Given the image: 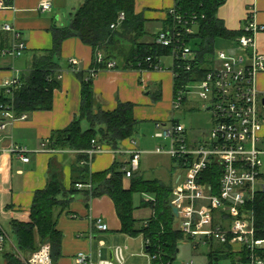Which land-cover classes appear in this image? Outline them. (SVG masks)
Instances as JSON below:
<instances>
[{
    "label": "crops",
    "instance_id": "1",
    "mask_svg": "<svg viewBox=\"0 0 264 264\" xmlns=\"http://www.w3.org/2000/svg\"><path fill=\"white\" fill-rule=\"evenodd\" d=\"M43 2H51V13H39L38 7ZM82 3L83 0H11L8 8L5 6L6 2L0 0V40L6 38L8 46H11L13 42L11 34L2 30L4 24H9L19 33V40L25 45V51L20 57L0 58V84L3 80L14 76L15 72L19 73L20 79L21 76L26 75L35 55L44 54L52 49V27L67 26L70 15ZM174 6L175 0L134 1L135 14L141 15L144 19L145 38L143 40L146 43H152L158 32L168 28L166 21L169 10ZM216 17L222 22L225 30L231 33H240L243 26L251 19L255 24L264 28V0H224L217 9ZM120 42L119 46L123 53L128 52L127 42L124 40H120ZM216 42H219L222 48L216 50ZM216 42L214 53L223 50L234 55L240 54L234 41L218 39ZM254 51L256 54L264 56V29L255 36ZM98 55L102 56L104 53L96 51L93 56L92 49L76 38L65 40L61 45L60 56L55 57V62L59 66L56 74L59 86L53 92L51 109L25 113V120L4 121L7 124L0 134V226L7 233L12 232L11 224L13 222L29 220L34 196L37 192L45 189L51 172L60 177L66 191L70 190L73 166L78 156L86 157L80 163L79 160L78 163L87 166L90 173H101L110 169L114 164L126 166L128 156L126 154L117 155L114 151L122 152L136 148L142 152L141 155H146L156 154L154 150L159 146L166 147L167 142L150 150L148 142L143 139L144 137L135 139L133 136L122 141L115 149L95 141L102 148V152L91 157L84 154L85 150L54 149L52 153L42 150L43 144H47L45 148L52 149L49 146L52 134L67 129L78 118L81 107V74L84 81L89 79L91 82L95 99V113L99 110L113 111L119 103L133 105L132 117L137 122L135 134L141 130L149 129V127L155 131L157 122L167 123L171 120L178 122L173 117L175 112L173 110L174 61L171 55H169L171 61L167 68L164 67V63L161 62L162 57H160L158 58L159 70L140 71L124 66L126 55L124 54V56L113 57L114 59L110 60L115 62L118 68L99 70L94 76H91L92 63ZM72 60L76 64L72 65L70 63ZM255 85L260 94L264 93V70L256 75ZM2 91L4 92L0 88V93ZM194 101L183 103L181 108ZM262 115L263 111L261 112L263 122L260 136L264 144V117ZM2 121L0 113V122ZM80 128L85 131L89 126L86 121H81ZM185 130L189 145L196 146L198 140L190 139L186 127ZM131 141L135 143V147L132 146ZM11 147L25 148L28 151L29 161L23 163L17 156L10 153ZM137 174L143 177L140 163ZM181 174L180 172L173 177L171 191L180 182ZM143 179L145 178L143 177ZM129 186L130 179L123 178V188L127 190ZM88 204L87 208L84 195L77 193L72 197L67 210L61 212L57 217L56 229L61 234V256L55 264H76L75 257L78 253L90 254L93 262L99 260V258L94 259L92 254V246L99 234L92 229L93 221L97 219L107 225L108 231L121 233V224L114 203L109 196L104 195L90 199ZM207 247L209 252L222 248V253L219 256L222 257L224 264H244L240 262L242 253L232 252L229 246H218L217 248V246L211 245ZM112 248L114 247L108 248L107 257L102 258L101 253L102 260H111ZM144 251L148 256L145 247ZM178 252L177 248L175 254ZM227 252L234 256L227 257L229 254H225ZM259 252H262L259 255L263 257L264 242L261 244Z\"/></svg>",
    "mask_w": 264,
    "mask_h": 264
},
{
    "label": "built area",
    "instance_id": "2",
    "mask_svg": "<svg viewBox=\"0 0 264 264\" xmlns=\"http://www.w3.org/2000/svg\"><path fill=\"white\" fill-rule=\"evenodd\" d=\"M4 1L6 7L10 6L11 0ZM38 11L42 14L51 13V2L41 3ZM169 15L172 25L158 32L154 43L170 48L173 61H177V67L184 69L186 74V81L174 95L173 110H180L183 103L195 100L196 96L203 101L202 108L211 116L208 138H203L196 146L189 145L185 126L181 123L174 120L155 123L154 137L167 142V145L165 148H155L154 152L166 154L175 160L182 173L180 182L171 191L169 203L170 209H177V215H173L174 230L182 239L192 242L194 250L198 246H211L215 242L219 247L229 246L234 253L247 251L249 264H264V256L258 253L264 240L255 238V215L248 208L257 195L264 193V144L260 136L263 122L260 108L264 109V93L260 94L255 85L256 75L264 70V56L254 51L255 36L264 28L252 19L249 20L241 29V35L234 40L240 54L216 51L209 60L208 71L197 79L192 65L196 64L198 55L186 41V36L196 32L197 16L180 14L176 12L175 6L169 10ZM123 20L124 14L120 13L110 28L116 29ZM2 30L11 34L13 42L10 47L0 50V58L20 57L25 51V45L19 40V33L9 24H4ZM249 49H252L251 55ZM70 63L76 64L74 60ZM97 63H102L101 55L97 56ZM115 67L112 61L105 64L106 70H114ZM159 68L157 61L153 70ZM94 75L92 72L91 76ZM173 75L174 78L178 76L176 73ZM19 82L20 75L15 72L14 76L1 82L0 88L6 95L12 96ZM0 113L3 119L0 122V134L6 127L5 120L26 118L25 114L15 115L12 106L8 105L1 106ZM131 144L135 147L133 141ZM45 147L47 144L42 145L43 151H54ZM9 152L23 163L29 161L25 148L11 147ZM101 152L102 148L92 140L91 147L84 154L91 157ZM114 152L128 156L126 166L121 169L124 179L137 174L142 152L136 148ZM215 180L218 182L216 190L213 184ZM76 188L89 189L90 186L77 184ZM92 229L96 233L108 231L107 225L100 219L93 221ZM144 247L146 251L151 247L147 251L150 264H173L175 253L167 254L147 237L144 238ZM125 250L122 247L112 248L111 260H102L99 250L97 262L92 261L90 254L78 253L75 262L124 264ZM6 255L12 256L20 264H52L49 243L39 245L35 251L23 253L0 226V256Z\"/></svg>",
    "mask_w": 264,
    "mask_h": 264
},
{
    "label": "trees",
    "instance_id": "3",
    "mask_svg": "<svg viewBox=\"0 0 264 264\" xmlns=\"http://www.w3.org/2000/svg\"><path fill=\"white\" fill-rule=\"evenodd\" d=\"M134 1L83 0L81 6L70 15L67 26L52 27V49L42 53L43 55H35L28 73L21 76L19 85L13 89L12 97L6 96L3 91L0 93V108L12 106L17 116L35 111H49L52 107L53 92L59 86L56 81L59 66L55 62V57L60 56L62 43L70 38H76L90 47L93 56L96 51L104 53L102 63H97V59H93L90 73L104 70L105 64L113 60V57L124 56V54H128L124 58L126 68L140 71L153 70L158 58L169 56L171 50L155 45L154 41L146 43L143 40L145 38L144 19L141 15L135 14ZM223 2L224 0H175L176 12L197 16L195 34L186 36V41L198 55L196 64L192 65L197 79L202 78L208 71L209 60L214 56L215 42L218 39L234 41L241 35V32L226 31L222 22L217 19V9ZM120 13L124 14V20L113 30L110 26L116 23ZM166 24L172 25L170 15ZM120 40L127 42L128 52L123 53L119 46ZM7 46L6 38L0 40V50ZM178 65L179 63L174 61L173 71L178 75L174 78V95L179 86L186 81L184 69L177 67ZM83 79L81 74V107L78 118L67 129L54 132L49 146L52 149L87 150L91 147V141L94 140L115 149L122 141L132 138L136 132L137 122L132 117L133 105L119 103L113 111L99 110L95 113L91 82L89 79L86 81ZM81 121L87 122L89 126L87 130H81ZM85 158L84 155H80L76 159L69 191L64 189L60 177L51 172L45 189L34 196L29 220L11 224L12 233L21 252L35 251L39 245L47 242L51 248L52 264H55L61 256V234L56 229L57 217L67 210L72 197L81 193L85 197L87 208L90 199L109 196L114 203L122 234L129 237L137 235L147 237L152 243H157L167 254L173 255L182 236L172 227L174 216L169 207L171 188L156 180L147 181L142 175L137 174L130 178V186L125 190L121 165L114 164L105 172L90 173L87 166L79 164ZM217 183L216 180L213 182L215 190ZM77 184L89 185L90 188L77 189ZM134 195L141 197L148 195L150 198L145 202L141 198L138 206H134ZM148 208L152 211L151 215L141 223L134 213L136 210ZM248 208H251L255 215V238L264 240V193L257 195ZM150 250L151 247L147 251ZM222 250L218 248L214 252H209L210 264L222 259L219 256ZM247 254V251L242 252L240 262L249 263ZM7 256L6 264H20L12 256ZM229 256L231 258L234 255L229 253L227 257Z\"/></svg>",
    "mask_w": 264,
    "mask_h": 264
},
{
    "label": "rangeland",
    "instance_id": "4",
    "mask_svg": "<svg viewBox=\"0 0 264 264\" xmlns=\"http://www.w3.org/2000/svg\"><path fill=\"white\" fill-rule=\"evenodd\" d=\"M220 48H222V46L219 45V42H216V50ZM170 61V56L161 58V62L164 63V67L166 68L170 64ZM192 91L194 92L195 90L193 89ZM202 106L203 101H200L195 96V101L193 103L187 104L183 106L181 110H177L173 113V117L179 123L183 124L189 131L190 139L198 140L196 145H198L203 138H205V140L208 138L211 129V116L202 108ZM260 111H263L262 116L264 117V110L260 108ZM154 132L155 131L149 127V129L137 132V134L134 135V138L139 139L144 137L143 139L148 142V149L154 150L156 146L165 143L162 140L154 138ZM140 165L145 179L157 180L166 187L172 186L174 180L173 177L181 172L175 160H172L169 156L161 154L141 155ZM141 198H143L145 202L150 197L148 195L142 197L140 195H134V206H138ZM151 212L152 211H150L149 208L140 209L135 211L134 216L142 223L150 217ZM8 235L11 241L16 244V238L13 233L9 232ZM96 237L97 238L92 246L94 259H98L99 249L101 250L102 258H104L107 257L109 247L119 246L126 248L124 251V264H150V260L144 251V237L142 235L128 237L117 231H108L103 234L99 233ZM213 246H217L215 242L213 243ZM177 248L179 249V252L175 254L173 264H184L186 262H193L194 264H210V259L208 257L209 248L207 246H198V248L194 250L192 249V242L182 239L178 242ZM6 257L8 256H0V264H6ZM223 262V259L218 262L213 261L214 264H224Z\"/></svg>",
    "mask_w": 264,
    "mask_h": 264
},
{
    "label": "water",
    "instance_id": "5",
    "mask_svg": "<svg viewBox=\"0 0 264 264\" xmlns=\"http://www.w3.org/2000/svg\"><path fill=\"white\" fill-rule=\"evenodd\" d=\"M248 52H249V55H251V53H252V49H249ZM263 104H264V100H263ZM171 212L173 213L174 216L177 215V209L171 207ZM110 259H112L111 254H110Z\"/></svg>",
    "mask_w": 264,
    "mask_h": 264
}]
</instances>
